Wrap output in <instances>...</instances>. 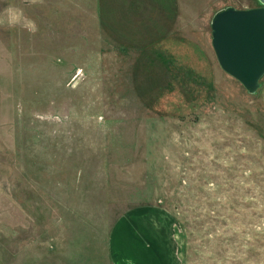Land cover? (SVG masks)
Segmentation results:
<instances>
[{"label": "rangeland", "instance_id": "374dc122", "mask_svg": "<svg viewBox=\"0 0 264 264\" xmlns=\"http://www.w3.org/2000/svg\"><path fill=\"white\" fill-rule=\"evenodd\" d=\"M101 2L142 55L98 0H0L36 25L0 26V264H111L110 229L140 205L176 220L180 264H264V75L249 93L211 44L217 11L260 1L178 0L202 49L172 47L175 64L205 78L185 88L164 69L176 1Z\"/></svg>", "mask_w": 264, "mask_h": 264}, {"label": "crops", "instance_id": "0c3cea01", "mask_svg": "<svg viewBox=\"0 0 264 264\" xmlns=\"http://www.w3.org/2000/svg\"><path fill=\"white\" fill-rule=\"evenodd\" d=\"M101 1L103 0H98L95 7L97 8L99 6L96 13L98 14L97 17L102 31L120 45L122 44V46H126L127 48L138 49L140 55H142L141 48L133 43L134 40L132 43H127L125 38H130L131 36H121L115 33V27L102 17V6L104 4H102ZM175 1L177 3L175 2L171 7L170 16L167 15V18L163 22L164 28L162 29V37L166 41V44L164 43L162 48H165L166 51L170 52L172 55V57L167 59L166 62L168 66L166 68L164 67V69L167 73H170V77L175 73L174 78H180L182 88H185L187 81H193L198 85H204V76L196 72L194 68L183 65L177 67L178 64H175L181 59L175 57L177 55L173 54L175 52L172 51V47H177L178 50H180V48H188L186 51H190V54L199 52L202 49V43L198 38L197 40L194 39V36H189V40L186 41L184 34L179 32L178 24H182L183 22L181 14L183 13V8L178 4V0ZM109 6L110 3H108V7ZM139 7V4L135 6V8L138 9ZM145 10L146 7H144L143 4L141 14H143ZM126 18L129 19L127 23H132V18L129 14ZM105 24L109 25L108 32L105 30ZM156 42L157 39H152L150 45L154 46ZM154 50L157 49H153V51ZM184 50L185 49H182L181 51ZM147 62H149V59L143 60L141 65L144 66V63ZM134 72V79H141L143 81L147 79L138 69V66L134 68ZM147 80H149L150 85H155L152 80ZM170 82L171 81L168 80V84H170ZM160 85L163 86L165 83H160ZM141 89L143 90L141 95L151 93L150 91H152L147 86L141 87ZM149 100L150 99L147 100V103H149ZM177 227L176 220H174L172 215L158 205H140L129 209L114 222L110 229L108 248L109 254L111 255V264H180L181 258L179 255Z\"/></svg>", "mask_w": 264, "mask_h": 264}, {"label": "water", "instance_id": "95a60500", "mask_svg": "<svg viewBox=\"0 0 264 264\" xmlns=\"http://www.w3.org/2000/svg\"><path fill=\"white\" fill-rule=\"evenodd\" d=\"M254 8L226 7L211 19V44L219 66L249 93L264 75V0Z\"/></svg>", "mask_w": 264, "mask_h": 264}, {"label": "clouds", "instance_id": "9594fccd", "mask_svg": "<svg viewBox=\"0 0 264 264\" xmlns=\"http://www.w3.org/2000/svg\"><path fill=\"white\" fill-rule=\"evenodd\" d=\"M5 25L9 28L19 26L31 32L36 31L35 22L25 16L23 9L11 6L4 10L3 16H0V26Z\"/></svg>", "mask_w": 264, "mask_h": 264}]
</instances>
